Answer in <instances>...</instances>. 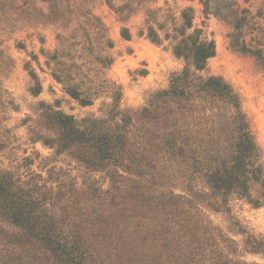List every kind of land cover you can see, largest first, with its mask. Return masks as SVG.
<instances>
[{
	"label": "trees",
	"instance_id": "1",
	"mask_svg": "<svg viewBox=\"0 0 264 264\" xmlns=\"http://www.w3.org/2000/svg\"><path fill=\"white\" fill-rule=\"evenodd\" d=\"M200 2L206 15L234 13L224 0ZM193 13L185 9L171 30L159 26L185 66L144 107L121 109L118 88L102 118L42 112L48 135L39 139L77 166L46 176L0 169V264H248L204 245L224 239L209 212L228 213L234 196L260 206L252 189L264 188V163L240 94L222 77L198 74L216 44L202 30L189 33ZM153 15L148 10V38L160 44ZM234 36L232 46L264 66V50L243 48ZM32 79L36 96L42 85ZM64 85L92 105L81 84ZM251 251L264 254V242Z\"/></svg>",
	"mask_w": 264,
	"mask_h": 264
},
{
	"label": "rangeland",
	"instance_id": "2",
	"mask_svg": "<svg viewBox=\"0 0 264 264\" xmlns=\"http://www.w3.org/2000/svg\"><path fill=\"white\" fill-rule=\"evenodd\" d=\"M224 1L235 5L228 20L206 15L200 0H0V169L24 176H46L51 168L71 173L77 163L56 156L39 139L48 135L42 112L51 107L77 120L102 118L118 88L121 109L144 107L150 94L167 88L172 73L185 66L159 26L181 25L188 8L194 10L189 33L202 30L203 38L216 44L215 57L198 74L222 77L240 94L264 163V66L234 48L230 38L235 34L239 46L264 50V0ZM148 10L154 12L151 24L162 36L160 44L148 38ZM32 76L42 85L36 96ZM70 82L90 92L92 105L82 106L66 93L64 84ZM263 193L260 185L252 189L258 207L234 196L228 213L209 212L224 239L204 242L206 248L232 261L264 264V254L251 251L264 242Z\"/></svg>",
	"mask_w": 264,
	"mask_h": 264
}]
</instances>
